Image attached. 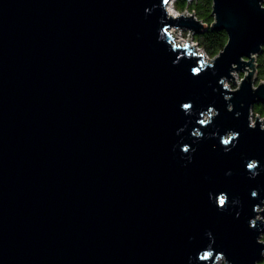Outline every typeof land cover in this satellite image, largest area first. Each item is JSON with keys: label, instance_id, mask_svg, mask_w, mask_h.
<instances>
[{"label": "water", "instance_id": "obj_1", "mask_svg": "<svg viewBox=\"0 0 264 264\" xmlns=\"http://www.w3.org/2000/svg\"><path fill=\"white\" fill-rule=\"evenodd\" d=\"M169 1L0 0V264H264V0Z\"/></svg>", "mask_w": 264, "mask_h": 264}, {"label": "trees", "instance_id": "obj_2", "mask_svg": "<svg viewBox=\"0 0 264 264\" xmlns=\"http://www.w3.org/2000/svg\"><path fill=\"white\" fill-rule=\"evenodd\" d=\"M173 7L177 11L187 9L190 12H194L195 16L201 21L210 24L212 21L211 12V0H174ZM193 39L198 45L205 51V53L212 57L222 50L227 36L224 30H214L209 27L205 30L193 35ZM257 77L264 80V46L261 52L257 55ZM252 114L258 115L260 118H264V100L255 103L252 106ZM264 240V235L261 237ZM261 263H264V259Z\"/></svg>", "mask_w": 264, "mask_h": 264}, {"label": "built area", "instance_id": "obj_3", "mask_svg": "<svg viewBox=\"0 0 264 264\" xmlns=\"http://www.w3.org/2000/svg\"><path fill=\"white\" fill-rule=\"evenodd\" d=\"M173 1L174 0H170L169 1V3L167 4V6L168 5H171L172 6V8L174 9V15L173 16H176L177 14L179 15L180 13H181V11H177L174 7H173ZM166 6V7H167ZM186 10V12L187 13H191L190 11H188L187 9H185ZM183 11V10H182ZM193 14H194V12H193ZM194 16H195V14H194ZM196 17V16H195ZM174 31V28H170L169 29V32L170 31ZM176 39H177V42H179V44H181V45H183L184 44V42H185V37H186V35H187V30H185V29H180L179 28V30H178V32L176 33ZM189 43L190 44H193L194 43V45H195V49H196V51L197 52H202L203 53V55L206 57V58H208L209 56L205 53V51L198 45V43L193 39V34L191 33L190 34V37H189ZM251 122V121H250ZM252 123V122H251ZM262 124H264V123H262Z\"/></svg>", "mask_w": 264, "mask_h": 264}, {"label": "rangeland", "instance_id": "obj_4", "mask_svg": "<svg viewBox=\"0 0 264 264\" xmlns=\"http://www.w3.org/2000/svg\"><path fill=\"white\" fill-rule=\"evenodd\" d=\"M206 24H207V23H206ZM176 36H177V35H176ZM233 73L237 76V80H240V78H241V76H242L241 72L234 71ZM225 84L227 85V87H229V88H231V89H233V88L236 87V84H233V83L230 82V81H225ZM255 84H256V82L254 83V85H255ZM250 112H251V115H250L251 119H250V121L253 123V122H254V119H255V115L252 114V110H251ZM259 118H260V117H259ZM263 119H264V118H263ZM262 123H264V120H263ZM216 264H225L224 259H223V258H220V257L217 258Z\"/></svg>", "mask_w": 264, "mask_h": 264}, {"label": "clouds", "instance_id": "obj_5", "mask_svg": "<svg viewBox=\"0 0 264 264\" xmlns=\"http://www.w3.org/2000/svg\"><path fill=\"white\" fill-rule=\"evenodd\" d=\"M256 167V162L255 161H252V162H250L249 164H248V168L251 170V169H253V168H255ZM256 193L254 192L253 193V195H255ZM221 198H223V202H221ZM221 198L219 199V204L221 205V206H223L224 205V203H225V201H226V197H224V196H221Z\"/></svg>", "mask_w": 264, "mask_h": 264}, {"label": "bare ground", "instance_id": "obj_6", "mask_svg": "<svg viewBox=\"0 0 264 264\" xmlns=\"http://www.w3.org/2000/svg\"><path fill=\"white\" fill-rule=\"evenodd\" d=\"M166 9H167V12H168L170 15H174V9L172 8L171 5H168V6L166 7ZM170 32H174V31L172 30V31H170ZM174 40H175L176 43H178V42H177V39H176V34L174 35ZM250 119H251V117H250Z\"/></svg>", "mask_w": 264, "mask_h": 264}, {"label": "snow or ice", "instance_id": "obj_7", "mask_svg": "<svg viewBox=\"0 0 264 264\" xmlns=\"http://www.w3.org/2000/svg\"><path fill=\"white\" fill-rule=\"evenodd\" d=\"M185 107H187V105ZM225 143H227V141H225ZM221 202H223V198H221Z\"/></svg>", "mask_w": 264, "mask_h": 264}]
</instances>
